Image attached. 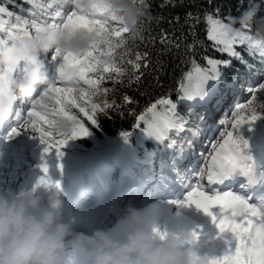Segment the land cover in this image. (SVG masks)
I'll return each instance as SVG.
<instances>
[{
	"label": "snow or ice",
	"instance_id": "1",
	"mask_svg": "<svg viewBox=\"0 0 264 264\" xmlns=\"http://www.w3.org/2000/svg\"><path fill=\"white\" fill-rule=\"evenodd\" d=\"M9 2L14 3V0ZM24 2L30 5L27 13L32 17L31 21L26 15L16 14L8 7L0 6V34H3L0 36V46H7L14 36L32 33L30 28L34 32H41L45 28H63L70 31L83 29L95 33L98 37V43L80 55L62 52L60 49L52 52L48 65L53 69L51 75L47 72L44 59L33 61L48 74L51 82L46 89L42 91L38 89L36 96L19 99L21 105H31V109L27 111V117H24L20 111L16 112L17 126L12 127L6 137L12 139L30 130L32 133H37L29 136L39 141L43 146L44 154L54 151L59 158L62 155L61 149L68 141L89 135V128L78 119V114H83L87 121L95 126L96 114L106 113L108 108L114 107L107 101L97 103L93 99L100 91L98 86L104 77L97 76L93 79L87 74L115 73L117 77L125 74L126 70L115 63L113 54L115 49L125 44L123 34H128V30L121 26L117 16L109 14L107 0H90L91 8L87 13L79 9L80 0H63L59 8L46 14L47 18L43 22L36 19V9L38 7L43 9L44 5H38L37 0H24ZM132 2L140 16L147 14L149 0H132ZM51 7L52 5L49 4L48 8ZM149 18L151 19L150 16ZM235 18L237 17L231 16L230 13L222 16L219 7L214 13H205L207 39L214 43L216 51L227 55L228 59L205 57L207 67H201L193 60L191 70L185 73L180 81L178 100L195 103L218 96L219 105L224 99V94L219 91V84L225 83L229 88L235 89V84L228 81L224 71L232 67V60H239L249 71L252 70V66L247 64L241 54L235 50L234 46L237 44H246L250 55L258 52L262 57L261 62L264 63V45L252 41L250 28H228V23L225 21ZM112 21L116 22L115 26ZM138 25L135 35L130 36L133 39L141 34L140 20ZM101 45H104L107 51L102 50ZM102 56H106L107 59L102 60L100 58ZM143 58L137 54L135 61H128L133 69L129 82L139 81L140 77L136 72L140 69L139 61ZM26 70L25 66L23 72ZM259 72L264 74V68ZM81 81L88 85L87 90L79 87ZM58 83L63 86H58ZM104 91L108 90L104 89ZM248 91L252 94V99L247 105L250 106V115L241 117L239 113L247 106L238 104L236 110L232 112V120L224 121L225 125H231V131L227 130V127L220 131L219 137L214 142L210 140V150L206 154L201 151L198 158L196 143L213 129L204 116H200L197 124L189 128V120L178 114L177 103L169 98L158 99L146 109L144 114L137 117V122L133 126L134 130L140 129L145 136L162 144L169 138L171 132L189 133L181 143L177 155L173 157L177 169L181 162L186 164L184 171H179V177L186 191L183 200L177 202V205L194 206L212 219L218 233L231 235L229 250L218 258H212L209 264H264V199H258L255 203L250 202L253 199V189L258 186L264 188V131L256 129L257 122L264 120V104L258 109L254 103L257 99L256 92L264 93V83H260L256 89L249 87ZM15 101L16 98L0 87V123L7 120ZM73 109H78V113H73ZM62 124L68 126L66 132L61 130ZM242 128L248 133L247 136L241 134ZM130 134H122L125 141ZM175 143L173 140L168 147L174 148ZM254 146L260 149L255 155L252 153ZM189 157L192 158L190 162ZM41 172L36 187L43 186L55 190L58 194L59 182L50 181L46 167L42 166ZM193 180L195 183H192ZM237 182H240V191L232 187ZM212 209L218 210L215 215ZM154 231L159 232V229ZM160 235L163 238L166 232ZM192 237L193 240L197 239L195 234H192Z\"/></svg>",
	"mask_w": 264,
	"mask_h": 264
},
{
	"label": "rangeland",
	"instance_id": "2",
	"mask_svg": "<svg viewBox=\"0 0 264 264\" xmlns=\"http://www.w3.org/2000/svg\"><path fill=\"white\" fill-rule=\"evenodd\" d=\"M44 5V8H37L36 11L39 12L41 16L39 19L40 22H43L44 19L47 18V13L54 11L56 8H59L61 4H63V0H40L39 5ZM51 4L52 7L48 8V5ZM102 19V18H101ZM31 21V19L29 18ZM114 26L116 25L115 21L111 22ZM30 31H33L31 28ZM249 31V30H246ZM254 30L250 29L249 34L251 35ZM102 50L107 51L104 45L100 46ZM52 52H49L47 55L42 56L41 58L45 60L47 72L49 75L52 74L53 69L48 66L50 63V56ZM98 55V53H97ZM135 55H125V59H122L120 53L115 52L113 54V59L117 65L123 67L128 76L133 72L132 65L128 63L129 60H132ZM261 57V56H260ZM259 57V58H260ZM102 60L107 59L106 56L100 57ZM262 57L260 58V61ZM24 64H21L19 70L15 73V75L19 76L23 73ZM264 68V63L261 62L260 66L253 67V71H249L247 68L242 70V74L236 78L235 89L229 88L226 84L224 85V89L220 90L221 94H224V99L218 105L217 99L209 98L207 101L200 102L196 101L195 103L188 102L189 109L192 110L190 118H189V128H193L200 116H204L202 110L203 108H213L208 115L207 123L212 127V131L208 132L205 136L201 137L197 143L199 144H208L202 145L206 150H210L211 144L210 140L214 142L219 137V132L225 130L231 131V125H225L224 121L232 120V112L236 110V106L238 104L248 105V101L252 99V94L248 91L249 87L254 89L258 88L260 83H264V74H260L259 70ZM90 78H97V76H102L104 78L108 77H116L115 73H88ZM104 79L100 80L98 94L93 97V99L99 103L104 102L103 92L101 91V82ZM58 86H63L58 83ZM80 88L85 90L88 89V85H85L83 81L79 84ZM223 91V92H222ZM36 96V94L34 95ZM256 101L255 106L259 109L261 104H264V93L256 92ZM211 102V103H210ZM193 106V107H192ZM191 107V108H190ZM196 107V109H195ZM250 106H247L245 109L241 110L239 115L241 117L245 115H250L249 111ZM31 109V105H25L24 107L18 109L24 117H27V111ZM73 113H78V109H73ZM192 116V117H191ZM205 117V116H204ZM78 119L87 121V118L83 114H78ZM17 124L14 122L10 124L0 137V195H9V196H19L21 194H27L31 192H41L42 188L35 187L34 184H37L39 178L42 175L41 167L47 168V175L51 182H60L62 191L66 192L64 197L63 193L60 192L58 194L62 195L65 199H62L59 202V210H62L69 206L70 201L73 203L68 208V211L72 213L70 216H67L68 223L72 221L74 217L80 215V212L83 209H87L92 206H99L100 204L106 205L107 200L112 197H117V200H114V203H117L119 199V193L123 190H119L117 193V189L119 187H129V189H133L137 191L138 188H141V184L147 181V178L150 173H152L154 169L165 170L166 168L171 167V171L177 175V180L175 185L176 187L171 190L168 195H158L152 197L146 202L142 203V205L136 206L132 204L128 207L140 209L137 207H141L142 211L151 216L154 220L157 221L159 230L166 233H190L195 234L197 236L196 239V249L199 255H207L210 259L216 257H220L230 248L231 235L228 233L220 234L218 233L215 224L212 222V219L208 216H205L203 212L195 208L194 206L181 207L177 205V202L182 201L184 197V193L186 188L181 182V178L179 177L180 172L184 171V162H181L178 165V169L175 167L173 157L177 155L180 146L175 144L174 148H169L167 145H163L159 143V146H156L155 153H144L143 157H140L137 151L144 150L143 142L146 140L155 141L154 139L147 137L144 133H140L136 136H140L137 141L142 140L140 143L136 141V136L134 137V146L124 142L119 141L115 144L109 145L103 153V156H100L94 150H89L85 148L81 142L85 139V137L77 138L75 140H70L68 143L61 149L62 155L58 158L55 152H49L47 154L43 153V146L39 143V141L35 138H31L29 135H34L37 133H32L30 130L25 134L18 135L12 139H6L8 132L12 127H16ZM257 130L264 131V120L258 121L256 125ZM176 136L178 140L177 144H181L188 136L189 133L187 131L181 133H172ZM241 134L247 136L248 133L245 129H241ZM186 136V137H185ZM124 142V143H123ZM156 142V141H155ZM128 144L129 147H127ZM164 143L168 144L166 141ZM140 147V148H139ZM196 147V157H199V153L201 151L205 152L203 149H199L200 147L195 145ZM137 150V151H136ZM259 147L254 146L252 148V153L255 155L259 152ZM131 151V152H130ZM120 153H126V155H122ZM129 153V154H128ZM72 155V156H71ZM106 158L109 160V163L103 159ZM121 160H120V159ZM123 158H125L123 160ZM128 158V159H127ZM191 158V157H190ZM6 159V160H4ZM192 159V158H191ZM127 160L129 163L128 170H133L131 175L128 178H124V182L119 181V175L125 174V168L127 165ZM150 162V163H148ZM94 164H97L98 167L95 168L93 172L88 173V177L85 176L86 172L90 167H93ZM155 164H158L154 167ZM170 166H169V165ZM75 165L74 168H72ZM150 169V170H149ZM98 170V171H96ZM127 170V172H128ZM74 171V172H73ZM101 174L99 177L94 174ZM40 172V173H39ZM40 174V175H39ZM154 175V173H153ZM165 175V174H164ZM158 180L160 179V175H155ZM153 179V178H150ZM157 179L156 181L159 182ZM29 181L31 186L30 189L27 188L26 182ZM139 183V184H137ZM161 185L157 187L162 193L167 194V187L163 185L162 182H159ZM183 183H187V181H183ZM192 183H195L193 180ZM205 183V181H204ZM239 183H236L238 186L235 190L240 191ZM32 184V185H31ZM146 184V183H145ZM206 185V184H205ZM143 187V185H142ZM259 187V186H258ZM150 188V187H148ZM31 190V191H30ZM51 190V189H48ZM147 190V189H146ZM152 190V189H150ZM55 191V190H54ZM143 191V189H142ZM256 192V188L253 189ZM85 193L86 198H82L81 201L74 203L77 200V197L81 195V193ZM148 192V191H147ZM42 193V192H41ZM116 193V194H115ZM145 193V192H143ZM42 196V205H47L45 200V196L42 193L40 195V199ZM264 199V196H260L256 199H252L250 202L255 203L258 199ZM135 198L130 200V202H134ZM169 204V205H167ZM49 205V204H48ZM47 205V206H48ZM109 205V212L114 211V207L111 208V204ZM46 206V207H47ZM115 206V205H114ZM127 207V208H128ZM160 207V209L158 208ZM159 209V210H157ZM115 211L119 215L115 218V215H112L113 221L105 225L106 227L103 230L112 229L115 225L117 219L122 215L120 208L116 207ZM158 211V212H157ZM215 215L217 213V209L211 210ZM159 213V214H158ZM115 214V213H113ZM111 215V214H110ZM110 215L108 218H110ZM61 217H63L61 215ZM78 218V217H77ZM106 218L104 214H100V220ZM81 219V218H80ZM92 220V218H90ZM63 220V218H62ZM104 220V221H105ZM83 222L85 223L82 226H90L92 227V223L88 222L83 218ZM74 232H78L79 230L76 225H73ZM81 231V230H80ZM81 233H85L83 230ZM87 234H91V232H87Z\"/></svg>",
	"mask_w": 264,
	"mask_h": 264
},
{
	"label": "clouds",
	"instance_id": "3",
	"mask_svg": "<svg viewBox=\"0 0 264 264\" xmlns=\"http://www.w3.org/2000/svg\"><path fill=\"white\" fill-rule=\"evenodd\" d=\"M78 7L87 13L90 0H80ZM107 8L134 36L141 16L132 0H107ZM242 27L253 29L252 41L264 45V15L258 6L228 23L229 29ZM96 43V34L83 29L45 28L14 36L7 46H0V87L16 99L33 97L51 82L34 60L56 49L80 55ZM21 64L27 70L17 76ZM60 127L68 130L66 124ZM155 229L156 220L128 207L112 229L78 233L63 222L56 200L45 207L32 194L0 195V264H209L207 255L195 251L192 234L166 233L161 238L164 232Z\"/></svg>",
	"mask_w": 264,
	"mask_h": 264
},
{
	"label": "trees",
	"instance_id": "4",
	"mask_svg": "<svg viewBox=\"0 0 264 264\" xmlns=\"http://www.w3.org/2000/svg\"><path fill=\"white\" fill-rule=\"evenodd\" d=\"M39 2L40 0H37L38 5ZM254 5H259L260 14L264 15V0H242V6H240V0H149L147 14L140 18L142 23L140 36L133 39L129 34H123L125 44L115 49L122 59L130 54L135 55L132 61H135L137 54L144 57L139 61L141 67L136 72V75L140 77L139 81L129 82V76L132 73L129 76L124 74L119 77L112 76L110 79L104 78L101 82L104 102L107 101L114 107L108 108L106 113L98 112L95 126L83 121L89 128V135L85 136L81 144L89 150H94L100 156H103L102 154L106 152L109 145L119 141L134 146V137L142 133L140 129L134 130L133 128L137 117L144 114L148 107L161 98H169L177 103L178 114L189 120L188 101L178 100V89L183 75L191 70L193 60L201 67H207L205 57L228 59L227 55L216 51L214 43L207 39L205 13H214V10L219 7L222 16L230 13L231 16L238 18ZM0 6H6L16 14L26 16H28L27 10L30 7L24 0H14V3L9 0H0ZM40 17L39 12L36 11V19ZM28 18L32 19L31 16ZM5 19L8 18L5 17ZM236 27L240 26L236 25ZM190 45L193 47L190 48ZM234 47L252 68L260 66L261 57L258 52L250 55L246 44H237ZM245 69L244 63L233 59L232 67L224 71L228 81L233 83ZM223 84L225 83L219 84L222 89H224ZM104 89L108 91L105 92ZM125 97L128 99L126 100ZM123 133H131L127 141L124 140ZM172 133L174 132L169 134L166 142L170 144L174 140L177 146H181L177 144L178 140ZM168 144L163 143L167 146ZM143 146L144 150H136L140 157H143L144 153H155L159 143L146 140ZM103 159L109 163L105 157ZM95 168L97 164L85 171V176L88 177V173L93 172ZM97 175L100 176L101 173Z\"/></svg>",
	"mask_w": 264,
	"mask_h": 264
},
{
	"label": "bare ground",
	"instance_id": "5",
	"mask_svg": "<svg viewBox=\"0 0 264 264\" xmlns=\"http://www.w3.org/2000/svg\"><path fill=\"white\" fill-rule=\"evenodd\" d=\"M217 96L215 97H212V99H216ZM211 103V102H210ZM25 105H21L20 104V101L19 99H16V101L13 103L12 105V112L11 114L8 116L7 120L4 122V123H0V137L2 136V134L4 133V131H6L5 129L12 123H16L17 124V121L15 120V114L17 111H19L18 109L24 107ZM193 107V106H192ZM196 109V107H195ZM204 110H202V112H199L200 114L203 113L204 116L206 117V119H208V115L210 113V111L213 110L212 106L211 108H203ZM208 121V120H207ZM140 138V136H136V141L137 139ZM142 140H139L137 141L138 143H140ZM120 143V142H119ZM124 143V142H123ZM125 145H127V147H129L128 144L125 143ZM197 146H199L200 148L199 149H203L204 147L202 145H209V143L207 144H199V143H196ZM205 150V154L207 153V151L209 150H206V149H203ZM131 152V151H130ZM122 155H126V153H120ZM129 154V153H128ZM120 159V158H119ZM125 158H123L124 160ZM128 159V158H127ZM6 160V159H4ZM121 160V159H120ZM191 161V158L189 157V162ZM129 163L128 160H127V165H126V168H125V174L124 175H119V181L120 182H124L125 180H123L125 177L128 178V177H132L133 178V175L134 174L132 171L133 170H128L129 168ZM150 163V162H148ZM158 164H155L154 167H156ZM169 165V164H168ZM74 168L75 165H72ZM170 166V165H169ZM184 166H186V164L184 163ZM164 168H161V169H154L153 168V171L152 173L149 174L148 178H147V181H145L143 184H141V188H138L137 191H134L133 189H129V187H119V189H117L116 193L119 191V190H123L122 192L119 193V199L117 201V203H114V200H117V197H114L113 195V198L110 197L108 200H107V203L108 204H111V208L114 207V211L112 212H109L108 209H109V205L106 204V205H103V204H100L99 206L95 207V206H92V207H89L87 208L86 210L83 209L81 212H80V215H78L77 217H74L72 219V221L70 222V226L72 228V230L74 231L75 229H73V225H76V227L78 228L79 230V233H81V231L83 230L85 233L84 234H87V232H92L94 230H97V229H104L108 223H110L111 221H113L116 217H118L119 215L117 214V212L115 211V208L118 207L120 208L121 212L124 211V209H126L128 206L132 205V204H135L136 206L138 205H142V203L146 202L147 200L151 199L152 197H155L158 196V195H162V196H166L168 195L171 190L173 189V187L175 188L178 183H176L177 179V175H175L172 171H171V167L169 168H166L165 170H162ZM128 170V172H127ZM150 170V169H149ZM74 172V171H73ZM154 173V175H153ZM165 174V175H164ZM130 175V176H129ZM155 175H160V179L158 180V178L155 176ZM150 178H153V179H150ZM156 179L159 181V182H162L163 185L165 187H167V194L165 193H162L159 189H157V187H160L159 185H161L159 182L156 181ZM58 182V181H56ZM56 182H53V183H56ZM37 183V182H36ZM146 183V184H145ZM26 184H29V181L26 182ZM60 184V182H59ZM139 184V183H137ZM205 184H207V181L205 180ZM32 185V184H31ZM37 184H34V188L36 187ZM143 185V187H142ZM179 185V184H178ZM61 186L60 185V190H59V193L62 192L64 197L66 195V192L65 191H62L61 189ZM150 187V188H148ZM232 187L234 189H236L238 186H236V183H234L232 185ZM27 188L30 189L31 186L30 184L27 185ZM39 188H42L43 190H41V192L44 194L45 196V202L46 204H50L52 200H56L58 202H60L62 199H65L62 195L60 194H57L54 190H48L46 188H44L43 186H40ZM143 189V191H142ZM147 189V190H146ZM152 189V190H150ZM31 191V190H30ZM148 191V192H147ZM39 193V192H29L27 194H32L34 196H37L40 198V195L42 193ZM145 192V193H143ZM115 193V194H116ZM86 195L85 193H81V195L79 197H77V200H75V204L76 202H79L81 201L82 198H86ZM264 196V188H260V187H257L256 188V192L253 191V200L260 197V196ZM135 198V201L134 202H130V200L134 199ZM263 199V198H262ZM42 201V196H41V199ZM42 203V202H41ZM70 205H72L73 203L70 201L69 203ZM47 205H43V206H47ZM70 205L69 206H66L62 212H61V215L63 216V222L65 223H68V220H67V216H70L72 213H70L68 211V208H70ZM115 205V206H114ZM169 205V204H167ZM137 208H140V210H142L141 207H137ZM160 209V207H158ZM157 209V210H159ZM60 211V210H59ZM158 212V211H157ZM115 213V214H113ZM100 214H104V216L106 218L109 217L110 215V218H108V220L105 218L103 219H99L100 218ZM159 214V213H158ZM112 215H115V218L112 219ZM81 218V219H80ZM83 218L88 222L87 224H89V222L92 223V227H90L89 225L88 226H82L84 225L85 223L83 222ZM92 218V220L90 219ZM105 220V221H104ZM81 230V231H80Z\"/></svg>",
	"mask_w": 264,
	"mask_h": 264
}]
</instances>
